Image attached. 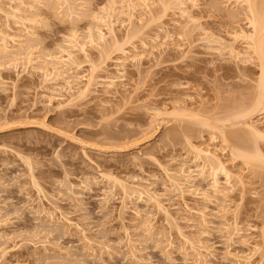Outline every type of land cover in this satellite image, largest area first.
<instances>
[{
  "label": "rangeland",
  "instance_id": "obj_1",
  "mask_svg": "<svg viewBox=\"0 0 264 264\" xmlns=\"http://www.w3.org/2000/svg\"><path fill=\"white\" fill-rule=\"evenodd\" d=\"M35 1H26L35 5L34 12L18 0L1 1L0 27L19 37L31 29L40 57L66 46L72 30L86 40L89 28L97 26L92 17L102 8L123 11L122 0H73L77 11L71 17L59 0ZM153 1L152 18L140 21L137 14L131 35L116 26L120 48L135 44L143 55L139 65L128 62L126 86L117 94L100 89L69 105L50 101L56 94L44 88L50 83L40 71L0 54V264H264L258 236L264 229V165L247 167L230 155L232 146L253 150L255 145L264 156V140L250 138L245 128L250 121L264 128V110H249L258 94L257 62L243 64L225 48L229 33L249 30L244 7L236 0H193L194 6L186 0L184 5ZM185 8L195 21L182 17ZM15 9L28 20L13 18ZM156 34L161 49L150 43ZM142 41L155 50L149 45L144 52ZM243 45L236 43L240 51ZM118 48L112 44L104 50L108 54L90 48L91 61L101 68L105 60L107 73L116 75ZM78 57L80 72L86 73L93 63ZM244 108L253 113L234 120L232 114ZM165 109L168 117L155 116ZM225 137L229 155L222 154ZM204 142L247 181L229 199L212 191L210 173L192 187L186 184L183 195L175 190L174 171L187 160L191 167L192 145ZM218 178L226 188L224 174ZM114 180L151 194L125 196ZM206 191L210 202L201 198ZM234 219L244 232L231 237L234 230L226 224Z\"/></svg>",
  "mask_w": 264,
  "mask_h": 264
},
{
  "label": "bare ground",
  "instance_id": "obj_2",
  "mask_svg": "<svg viewBox=\"0 0 264 264\" xmlns=\"http://www.w3.org/2000/svg\"><path fill=\"white\" fill-rule=\"evenodd\" d=\"M1 1H3V0H0V4H1ZM18 1L20 2L21 6H23V7L24 6H26V7L28 6L27 7V9L29 8L28 10L31 9V11H32L34 9L35 5L34 6H29V5L26 4V1H27V3H28V1H30L32 3L35 0H18ZM59 1H61V3L63 2L62 4L67 5V7H68L67 11H69L68 13H69L70 16L72 15L71 17H73V15L76 14L77 6H76V4H75V2L73 0H59ZM71 1H73V2H71ZM164 1H162V2L164 4H166L167 3L166 0H164ZM172 1H174V0H172ZM178 1H180V0H178ZM184 1L181 2V3H183V5L185 4ZM186 1H191V2H193L192 3L193 6L195 5V3H194L195 1H193V0H186ZM36 2H38V1L36 0L35 3ZM154 2L155 1L151 2V0H122L121 4H120L121 5L120 7H123V11H122V8H120L121 9L120 10L119 8L118 9L115 8V6L114 7L110 6L111 8L110 9L107 8V10H106V7L102 8V11H100L101 13L98 12L97 15L95 14V16L92 14V16H94V18L92 17V19L95 20V22L97 23V26H94V27H96L95 29L93 27L91 29L89 28L87 36L85 35L86 36V40L84 39V41H83V39H82L83 36L81 38V36L79 35V32L77 30H72L73 32H72V34L70 36H68L67 41L64 40V41L68 42V43H66V46H57L58 48L55 51L52 52L50 50L51 52L48 53V54H47V52L44 54V51H43V53L40 52L41 54H44V56L42 55L44 58L42 56L41 57L38 56L37 52H36V51H38V48H39L40 45H38V43L35 42V47H36V45L38 47L36 49L34 47V44H32V42H34V40H35V39L33 40V37H34V35L36 33H33V31H30L31 29H26L28 31L23 29V30L26 31L25 36L24 35L23 36L20 35V37H19V36H13V35L11 36L7 32L3 31L4 28L2 30V28L0 27L1 28L0 29V41H1L0 42L1 43L0 44V54L3 55L1 58L5 57V58H7L6 60H9V59H10V61L13 60L12 62L15 61L14 63H16V64L24 60L25 62L23 61V65L25 64V66H23V67L27 68L28 66H30L31 68H33L32 69L33 71L34 70H35V72H36V70L40 71L41 75L44 78L43 80H45L44 83L45 84H47V83L49 84L50 83L49 86L51 85V83L53 85V87H51V88L49 86L48 87H44V88H47L46 90H49L52 93L56 94V95L52 94L53 96L51 97L50 101L51 100L53 101V99H57V100H60V103H66V104L67 103H69V104L71 103L72 104L73 101H75V100H77L79 98L80 99L81 98L82 99L86 98L89 95L99 91L100 89H104L103 91H106V93L108 92L109 94H113V92L115 94H117L119 86H126L124 84L125 83L124 79L127 78V75H126L127 74V72H126L127 65L130 62L136 63L134 65L141 64V62L143 60V55H141L142 51L141 52L140 51L137 52V50H139V49H136V45L135 44H134L135 46L133 44H131V46L128 45L130 47L129 49H131V47L133 45V47H132L133 51L129 50V49L125 48V47L123 48L122 46L120 48V44H119V40H118V36H117V30H116L117 27L116 26L119 25V27H122L125 30H127L128 36L131 35L130 33L132 32L131 30L133 29L132 25H133L134 20L138 17L137 14L138 15L140 14L139 16H141V17H138V18H140V21H143L144 17H150L151 16L150 18H152L153 13L155 12L154 8H153L154 4H155ZM168 3H170V2L168 1ZM236 3H237V5L240 4L242 7H244V11H245V15H246L245 18L247 20V23H248L247 25H248L249 30H245L243 28H239V30L234 31L232 33H229L230 42L228 44L226 43V45H228V46L225 45L226 47L224 45L220 44V43H222L221 41L223 39H221L220 43H218V44H220L221 47L224 46L226 49H228L229 50V54L233 58H235L237 61L242 62L243 64H252V63H254V65L257 64V66L259 68V78H258V84H257L258 94H257L255 102L253 101V103H252L253 105L250 106L252 108L249 109V110H253L254 109V112L255 111L257 112L258 110L259 111L260 110H264V0H236ZM124 8L127 9V12H125ZM185 9L186 10H184V9L182 10V17H185V19H187V20H191V22L195 21V20H193V17H191V15H189V13L187 11V8H185ZM33 12H34V10H33ZM19 13H20V10L19 9H17V10L15 9V15H13L14 12L12 14L13 18H17L18 19V17H19V19H23V20L25 19V21L28 20L27 18H25V16H21ZM10 14H8V15H10ZM123 15H125V18L120 20L119 16L124 17ZM33 16L35 17V15H33ZM35 22H37V21H34V23ZM31 24H33V23H31ZM33 25H31V26H33ZM161 28H163V30H160V32H162V31L165 32L164 31L165 30L164 27H161ZM133 31H135V30H133ZM166 31H168V30L166 29ZM21 32H23V31H21ZM168 32H165V33H166L167 37L171 38L170 35L168 34ZM160 34H156L157 36L151 38L152 40H154L156 42L155 43L153 41L154 42L153 43L152 40H151V42H150L151 45L155 44L156 47L159 46V44H160L159 43L160 42V40H159L160 39ZM21 37L22 38L24 37L25 39H21ZM172 37H173V35H172ZM17 38H20V40L19 39L17 40ZM161 38H163V37H161ZM158 40H159V42H158ZM239 41L244 42L243 51L238 50L237 47H236V43L239 42ZM10 42L13 43L12 45H13L14 48L11 47L12 45L11 46L9 45ZM157 42L159 44H157ZM14 43L15 44L17 43V45H15ZM109 43H112V44L116 45V47L118 46L120 48V49L118 48L120 56L118 58H116V63H115L116 65L114 64L115 68L118 69L117 72H116L118 74H116V75H112V74L109 75L107 73L108 70H106V69L109 66L106 67L108 65L107 63H105V65L107 64L106 66L104 65L105 60H104V62L102 61L103 62L102 64H103L104 67L101 66V68H100V64L101 63L100 64L98 63L99 66H97V64L94 63L93 61H91L92 59L90 58L91 57L90 56L91 53L89 52L90 48L97 49L100 53L102 52L103 54H106L107 53V52H105L106 49L108 51V48L111 47V45H112V44H109ZM142 43L144 45V41H142ZM142 43H141V45H142ZM150 43H149V45H150ZM146 44L144 45V47L146 46L145 48L143 47V45L141 47V48L144 49V52L147 50V48L149 46L148 44L147 45ZM223 44H225L224 41H223ZM151 45L149 46V48L155 46V45H153V46H151ZM160 45L161 46L159 47V49H161L162 46H164L163 44H160ZM34 48L36 49V51H34L35 50ZM137 48H139V46H137ZM159 49L156 48L157 51H159ZM134 50H136V51H134ZM149 50H151V49H149ZM154 50H155V48H154ZM154 50L152 49V53H154ZM152 53H150V55ZM143 54H146V53H143ZM36 55H37V57H36ZM79 55H83L84 59L86 61H88L90 59L89 61H91L93 63V65L91 64L92 65L91 68L89 67V69H87V70H89L88 72H87V70H85L86 73L85 72H80V71L84 70V68L80 66L82 64L79 63V61H78V58H79L78 56ZM104 56H108V55H104ZM144 58H146V57L144 56ZM89 61H88V63H89ZM138 67H140V66H138ZM103 68H104V70H103ZM101 72H106L105 73L106 75L104 73H101ZM102 74H104V76H102ZM69 104H67V105H69ZM247 109L244 108L243 110H239L240 112L238 113V115L235 114V113L232 114V117L234 115V120L236 118H238V116L244 117L243 115L246 116V114L249 117V115L251 113H253V112L252 111L250 112ZM165 110L164 111H159L158 110L159 113H157V111H155L156 114H157V115L155 114V116L157 118L161 117L162 119H163V117H168L169 113H168L167 110L166 111ZM182 110H184L183 111L184 114H186L188 112L186 110V108L182 109ZM248 112L250 113L249 115H248ZM194 116L196 117V115H194ZM197 117H198V114H197ZM232 117H231V119H232ZM227 118H228V122H230L229 121L230 116L227 117ZM238 120H240V118L237 119V121ZM224 122H226V121H224ZM232 122H233V119H232ZM246 122L248 123V118H247ZM243 125H244V123H243ZM246 126H247V127H245L246 128V132L249 131V135H251L250 138L254 136L255 139L259 138V139H263L264 140V128H261L258 125V123L257 124L256 123H251V121H250V124L248 123ZM214 129H216V128L214 127ZM248 136H246L247 138L244 137L246 139V140L245 139L244 140L247 142V145L249 146L250 142H248V141H250V139H249ZM227 139L225 137V139H223L222 142H221L222 144H220V145H222L221 147H222L223 151H222L221 148H220L221 150L220 149L219 150L222 151V154L223 153L226 154V152H229L231 150L230 151V155L232 156V158L233 159L234 158H236V159L239 158L240 161L241 160L243 161V164L245 163L247 165V167H249L248 165L251 162H260V164L262 163V165H264V163L262 162V158H264V156L262 155L260 149H258L257 147L254 149L255 145L253 146V150L250 149L252 151L247 149L248 148L247 146H245L243 148V146L240 145V144L238 145V146H242V148L240 150L236 149V147H233V146L230 149L229 145H231V144H228ZM242 143H243V141H242ZM216 150H217V148L214 151L211 148V145H205V142H204V144L202 143V145H198V146H196V145L193 146L192 145L191 153L193 154V158L190 159L191 160L190 163L192 164V166L190 165L191 167H187V161L189 162V160H187L186 162L183 160L184 163L181 164V162H180L181 167L179 168V170L174 171V173H173L174 176H172L173 182H174L173 185L175 186V190L178 189L179 191H181V192L178 191V193H182V195H183V193L185 192L183 189L185 188L186 184H187V186H188V184L191 185V183L194 185V183H193L194 181H196L197 179H205V176L208 173H210V176L213 179L212 180L213 182L211 184L212 191H214V193L217 194V195H219V194L222 195L223 194V197L225 196L227 198L228 196H230V194H233V191L236 189V186H237V188L240 187V186L241 187H243V186L245 187L246 182H247V181L246 182L244 181L245 178L244 177H239V176L236 177V175H234L235 173L232 174L231 170L229 171L228 170L229 168L227 169V166H226L225 162L223 161V159H221L222 157L220 158V155L217 154L218 150L217 151ZM226 150H229V151H226ZM225 154H224V156H225ZM263 161H264V159H263ZM259 167H261V166H259ZM221 173L224 174V176L226 177V186H227L226 188L227 189L225 188V186L221 189L222 186L220 184V181L218 180L219 179L218 176ZM242 174L244 175V173H242ZM246 176L247 175H245V177ZM114 181H115V185H119V188H122V191L124 192L125 196H128V197L130 196L131 197V196H133L135 194H137V195L139 194L138 196H140L142 198L143 194H145V193H146V195L148 194L147 193L148 191L145 192V191L141 190L142 188L139 189L138 185H136L137 187H134L132 185L125 184V183L121 182L122 180L121 181L120 180H114ZM36 185H35V187H37ZM115 185H113V186H115ZM191 187H192V185H191ZM193 188H195V186ZM223 189H225V190H223ZM40 190H41V188H40ZM194 190H197V189H194ZM186 191L188 192V190H186ZM198 192H196V193L199 195L200 193H198ZM230 192H232V193H230ZM150 194L151 193H149L148 195H150ZM146 195H144V197H146ZM194 196H195V193H194ZM199 196H201V195H199ZM150 198H152V196ZM150 198L148 197V199H150ZM153 198H155V197H153ZM201 198H203V199L205 198V201L208 200L207 202L211 201L210 200V196L208 195L207 191ZM227 199H229V197ZM152 200H150V201H152ZM157 203H159V202H157ZM190 210H192V209H190ZM223 213L227 215L229 212H227V211L224 212L223 211ZM205 215H207V214H205ZM205 215H204V217H205ZM236 217L237 216H235V218ZM237 222L235 220L234 224L233 223L232 224H230V223L226 224V225H228L229 230H231V229L234 230L232 232L230 231L231 234H229V235H231V237H232V234L233 235L234 234H238L239 235L240 232H242V231L244 232V229L242 230V228L238 225ZM252 228L254 229V232H255L256 229L254 227H252ZM249 229L247 231H249ZM253 229H250V230H253ZM251 233L252 232H250V235H251ZM235 236H233V237H235ZM258 236H260V237L262 236L261 238H262L263 243H264V229H263V231L261 230V235H259V233H258ZM246 242H245L246 245L249 244V243H246ZM256 247L258 249L260 248L258 246H256ZM254 248H255V246H254ZM258 249L255 248V250H258ZM257 252H260V251L258 250ZM227 254H228V252H227ZM263 254H264V252H263ZM233 255H235V254H233ZM262 256H264V255H262ZM262 256H261V258H262ZM250 258L251 257H248V260L246 262L249 263Z\"/></svg>",
  "mask_w": 264,
  "mask_h": 264
}]
</instances>
